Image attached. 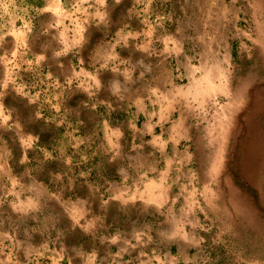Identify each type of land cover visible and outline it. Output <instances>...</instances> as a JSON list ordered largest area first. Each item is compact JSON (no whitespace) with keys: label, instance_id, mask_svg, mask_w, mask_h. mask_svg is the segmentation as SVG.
<instances>
[{"label":"rangeland","instance_id":"obj_1","mask_svg":"<svg viewBox=\"0 0 264 264\" xmlns=\"http://www.w3.org/2000/svg\"><path fill=\"white\" fill-rule=\"evenodd\" d=\"M0 264H264V0H0Z\"/></svg>","mask_w":264,"mask_h":264}]
</instances>
